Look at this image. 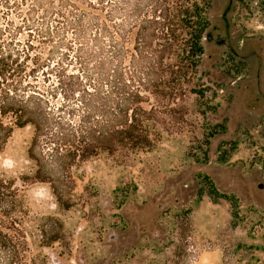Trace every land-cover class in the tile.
Here are the masks:
<instances>
[{
	"label": "clouds",
	"instance_id": "clouds-1",
	"mask_svg": "<svg viewBox=\"0 0 264 264\" xmlns=\"http://www.w3.org/2000/svg\"><path fill=\"white\" fill-rule=\"evenodd\" d=\"M253 3L258 0H245L249 15L244 19L256 24L244 28L264 35V5L253 8ZM71 4H78L80 13L65 16L56 31L41 20L46 10L68 12L73 9L65 5ZM178 7L177 0H0V60L11 53L22 62L16 78L0 86V264H48L46 248L59 251L65 264L81 259L86 264H160L159 254H165L164 264L173 258L179 264L183 244L191 238L194 209L173 212L171 204L179 205L184 193L173 194L166 184L159 191L146 185L143 199L138 198L140 185L133 176L146 167L133 160L130 169L126 157L113 162L115 187L107 207L72 198L80 187L77 178L83 185L88 177L84 188L89 192L95 188L97 174L85 169V162L126 153L120 133L128 126L144 133L132 150L147 151L155 145L144 120L165 124L175 118L168 98H175L179 84L172 75L178 50L170 20ZM24 29L37 31L29 40ZM33 43L36 48L26 51ZM188 110L186 103L177 107ZM9 141L18 148L14 157L5 154ZM204 194L190 192L185 199ZM158 198L170 202L166 209L161 203L155 221L171 217L164 235L154 236L151 225L143 224L127 248L108 243L117 239L112 230L130 231V201L148 210ZM74 208L77 219L69 226L63 217ZM22 216L30 218L31 227H22Z\"/></svg>",
	"mask_w": 264,
	"mask_h": 264
},
{
	"label": "rangeland",
	"instance_id": "rangeland-1",
	"mask_svg": "<svg viewBox=\"0 0 264 264\" xmlns=\"http://www.w3.org/2000/svg\"><path fill=\"white\" fill-rule=\"evenodd\" d=\"M198 1L205 7L207 32L213 39H203L204 53L192 79L174 99L168 98L175 118L166 119L165 124L155 120L154 148L126 149L124 154L85 162L83 167L97 174L95 188L89 192L84 188L88 177L83 185L77 178L80 187L74 189L72 198L82 196L107 207L111 187H115L111 165L126 157L130 169L133 160L147 168L133 176L140 185L138 198L143 199L146 185L159 191L166 184L173 194L178 189L184 193L179 205L171 204L173 212L181 207L194 209L191 238L183 244L179 264H264V35L246 32L245 23L251 28L256 20L244 19L249 15L245 0ZM259 5H264V0L252 7ZM219 38L225 43H217ZM185 103L189 110L177 111L178 105ZM162 116L167 117V110ZM17 151L9 141L5 154L14 157ZM201 190L205 193L202 199L198 195L185 199L188 193ZM161 203L165 209L170 206L169 201L158 198L148 210H142L130 201V231L112 230L117 239L108 243L117 249L127 248L143 224L151 225L154 236L164 235L163 229L172 225L170 216L155 223L163 211ZM63 218L71 226L77 219L76 209ZM236 224L240 227L233 230ZM44 251L48 264L58 260L65 264L59 251ZM171 253L168 248L167 254ZM156 260L164 264L165 254L156 255ZM174 262L175 258L169 264ZM78 264L86 262L81 259ZM131 264L141 262L133 260Z\"/></svg>",
	"mask_w": 264,
	"mask_h": 264
},
{
	"label": "trees",
	"instance_id": "trees-1",
	"mask_svg": "<svg viewBox=\"0 0 264 264\" xmlns=\"http://www.w3.org/2000/svg\"><path fill=\"white\" fill-rule=\"evenodd\" d=\"M177 5L179 6L177 14L170 20L171 29L176 30L173 32V43L176 44L178 50V62L175 68L172 69V75L179 78L175 94L178 91H183L184 84L192 79L198 65L201 63V55L204 53L203 39H205L209 28V23H207V18L204 15L205 7L198 0H177ZM65 7H70L74 11L63 12L58 9L55 11L48 9L45 11V16L41 17V20L47 19L50 22L51 30L56 31L61 24L65 23V16L75 17L81 11L78 4L65 5ZM33 11H36V9H33ZM48 12H51V15H48ZM28 19H30V14L25 17V21L27 22ZM24 31H28V39L31 40L37 30L24 29ZM5 34H7L6 31ZM24 43H27V41H24ZM35 48L36 44L33 43L26 51H31ZM24 59H30V57H25ZM13 67L16 68V72H11ZM21 67L22 62L19 54L13 56L9 53L6 60H0V76L4 78L0 80V86L7 85L9 80L16 78L17 72L20 71ZM155 125V120L152 118L144 120V127L149 130L153 144L155 141L153 134H157ZM120 135L123 137L122 142L125 143L126 149L132 150L131 146L144 133L136 125H132L128 126ZM120 142L118 141V143ZM21 219L24 220L22 227H30L26 216H22Z\"/></svg>",
	"mask_w": 264,
	"mask_h": 264
},
{
	"label": "water",
	"instance_id": "water-1",
	"mask_svg": "<svg viewBox=\"0 0 264 264\" xmlns=\"http://www.w3.org/2000/svg\"><path fill=\"white\" fill-rule=\"evenodd\" d=\"M205 39L212 40L213 37H212V35L209 32H207L206 35H205ZM216 41H217V43H222L223 39L219 38V39H216Z\"/></svg>",
	"mask_w": 264,
	"mask_h": 264
},
{
	"label": "flooded vegetation",
	"instance_id": "flooded-vegetation-1",
	"mask_svg": "<svg viewBox=\"0 0 264 264\" xmlns=\"http://www.w3.org/2000/svg\"><path fill=\"white\" fill-rule=\"evenodd\" d=\"M213 37V36H212ZM225 43V39H223V42L222 43H220V44H224Z\"/></svg>",
	"mask_w": 264,
	"mask_h": 264
},
{
	"label": "snow or ice",
	"instance_id": "snow-or-ice-1",
	"mask_svg": "<svg viewBox=\"0 0 264 264\" xmlns=\"http://www.w3.org/2000/svg\"><path fill=\"white\" fill-rule=\"evenodd\" d=\"M262 187H264V186H262Z\"/></svg>",
	"mask_w": 264,
	"mask_h": 264
},
{
	"label": "bare ground",
	"instance_id": "bare-ground-1",
	"mask_svg": "<svg viewBox=\"0 0 264 264\" xmlns=\"http://www.w3.org/2000/svg\"><path fill=\"white\" fill-rule=\"evenodd\" d=\"M217 255V254H216Z\"/></svg>",
	"mask_w": 264,
	"mask_h": 264
}]
</instances>
